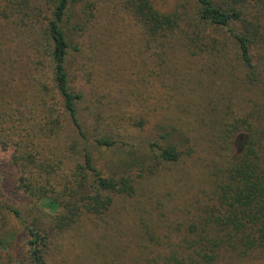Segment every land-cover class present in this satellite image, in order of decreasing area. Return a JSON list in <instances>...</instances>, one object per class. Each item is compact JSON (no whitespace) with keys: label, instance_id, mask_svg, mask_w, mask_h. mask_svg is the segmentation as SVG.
<instances>
[{"label":"rangeland","instance_id":"1","mask_svg":"<svg viewBox=\"0 0 264 264\" xmlns=\"http://www.w3.org/2000/svg\"><path fill=\"white\" fill-rule=\"evenodd\" d=\"M53 1L14 0L6 5L0 0V46L8 49L0 61L23 68L22 74L0 78V112L18 111L20 122L11 119L22 140L37 131L44 116L60 121L53 141L27 144L33 158L25 178L51 184L43 202L54 200L61 207L49 216V262L167 264L173 254L186 258L202 250L215 257L210 264H264L259 248L244 249L241 237L217 226L216 220L221 216L217 185L246 146L264 167V68L251 72L227 30L199 20L194 0H148L160 14L181 16L180 30L194 39L191 49L176 35L179 29L156 35L146 31L133 15L134 0H79L62 21L70 86L81 96L76 107L86 135L113 142L111 147L85 144L68 132L52 85L51 43L43 34ZM251 15L230 28L247 32L250 53L261 66L264 21L255 29ZM8 120L4 113L0 116V123ZM64 136L68 139L61 141ZM84 146L107 179L117 180L126 160L144 163L142 171L131 170L133 195L102 193L101 198L113 202L107 215L67 223L58 194L73 189ZM167 147L179 154L176 162L158 157ZM13 149L11 141H2L0 162H9ZM49 163L50 170L39 168ZM10 172L0 173V199L30 220L37 214L22 188L27 183L20 186L19 173ZM26 234L11 217L4 220L0 214V237L13 236L12 247L24 246ZM15 255L0 247V263Z\"/></svg>","mask_w":264,"mask_h":264},{"label":"trees","instance_id":"2","mask_svg":"<svg viewBox=\"0 0 264 264\" xmlns=\"http://www.w3.org/2000/svg\"><path fill=\"white\" fill-rule=\"evenodd\" d=\"M13 1L6 0V5H11L14 3ZM194 1L198 5L199 20L226 29L236 43L241 61L251 72L257 71L258 67L264 68V65H257L258 62L250 53L247 32L239 33L230 28L232 23L243 22L244 17L248 14H253L251 15V23H256V25L254 24L255 29L260 28L261 22L264 21V0ZM78 2L79 0H54L51 18L47 19L46 22L43 37L49 39L51 43L48 60L52 69V85L62 104V111L66 115L67 130L68 132L72 131L77 136L75 140L85 144L93 141L97 146L111 147L113 142L108 139H97L86 135L76 107L81 96L74 92L70 86L69 72L66 66L69 44L62 27V21L67 15V10ZM132 12L139 24L150 34L156 35L165 31L172 33L179 29V33H176V35H179L178 37L183 36L185 46L188 49L195 47L194 39L190 38L188 33H183L179 28L181 24L180 15L160 14L152 8L148 0H134ZM168 35L166 34V37H164L167 38ZM158 38H163V36ZM7 51L8 49L0 46V55H7ZM22 71V67L8 64L6 60L0 61V78L4 80H7L9 76L14 77L16 74H22ZM45 91H47V88H45ZM41 108L43 109L41 113H44L43 105H41ZM3 113L9 120L8 123H0V143L4 140L11 141L14 153L9 162H0V173L10 175L11 169H14L15 174L19 173L17 182L20 186L25 182L27 183L22 188L26 189L27 196L31 199L32 210L37 216L26 220L19 210L0 199V214L4 215V220L11 217L12 220L16 221V225L22 227L27 233V241L24 246L15 243L12 247L13 245H10V243L14 239L11 235L0 237V247L7 250L11 249L16 254L8 262H1L0 264H53L46 257V250L49 246L48 235L52 224L49 216L61 207L54 200L43 202V199L47 197L46 192H49L48 188L53 187L51 184H42L37 179L28 182L29 179H26L25 175L28 164L33 158L27 150V144L35 145L42 138L53 141L52 137L59 136L58 126L60 121L46 115L38 124L37 131L33 130L32 136L22 140V138L19 139V128L16 124L22 119L18 115V111L9 113L1 109L0 116ZM11 117H14L16 122ZM66 139L68 138L64 136L61 141ZM76 147L77 144L74 143L72 149L74 150ZM158 157L162 161L176 162L179 154L175 149L167 147L159 152ZM80 159L81 164L72 176L76 180L73 182V189L64 188L63 194H58V198L63 205L62 212L66 214L62 219L67 223L76 224L84 216L99 217L107 215L113 202L111 197L101 198L102 193L133 195L135 193V181L131 170L136 167L142 171L144 163V160L141 162L133 161L132 163H128L126 160V164L121 170V176L117 180H113L104 178L97 170L86 146L81 149ZM260 164L258 157L248 145L236 162L224 171V177L217 185V205L221 208V216L216 220L219 221L217 226L224 227L241 237L244 249L259 248L264 253V167H260ZM48 165L50 163L40 164L39 168L47 169L49 168ZM31 177L33 178V176ZM3 183L4 178H0V187L3 186ZM40 201L41 203H39ZM116 222L120 221L117 220ZM200 251L202 252V250ZM200 251L194 250L186 258L173 254L166 262L167 264H210L213 262L215 257L210 258L206 253L202 254ZM60 264L65 263L62 261Z\"/></svg>","mask_w":264,"mask_h":264}]
</instances>
